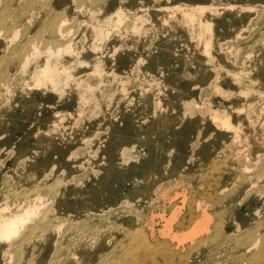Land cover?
<instances>
[{"label": "rangeland", "instance_id": "rangeland-1", "mask_svg": "<svg viewBox=\"0 0 264 264\" xmlns=\"http://www.w3.org/2000/svg\"><path fill=\"white\" fill-rule=\"evenodd\" d=\"M53 11L61 27L45 26L55 42L38 32ZM179 12L192 14L180 24L188 37L172 33ZM97 18L105 25L94 39L87 30ZM0 72V215L39 206L22 213L36 216L20 224V236H0V264H18L25 242L45 247L39 263L50 264L76 232L69 223L90 210L109 220L106 250L127 242L138 215L159 212L162 220L148 224L161 228L175 208L172 232L158 241L174 247L171 235L195 214H214L211 230L176 247L187 264L216 258L199 244L220 213L225 237L238 242L231 254L264 252V0H0ZM233 109L244 117L241 133L224 118ZM21 174L45 188L26 181L22 192ZM220 187L226 196L215 203Z\"/></svg>", "mask_w": 264, "mask_h": 264}, {"label": "bare ground", "instance_id": "bare-ground-1", "mask_svg": "<svg viewBox=\"0 0 264 264\" xmlns=\"http://www.w3.org/2000/svg\"><path fill=\"white\" fill-rule=\"evenodd\" d=\"M26 9L27 8L25 7L24 10H26ZM205 10H209V8L204 9V11ZM171 13H173V12H171ZM203 13H205V16L202 17V21L204 23H208L209 22V12L206 11ZM166 14H167V12H166ZM60 16H61V14L59 12L53 11L50 14L49 20L46 23H43V25L38 30L39 34L43 37H46V36L50 37L49 34H53V37L51 36L50 40H52V42H55L57 39L55 29L47 30L45 24L48 23V24H51L54 28L57 27L58 23H59ZM162 17L167 18V16H165V15H162ZM190 17L192 18V14H190L188 12L187 13L186 12L185 13L179 12L178 16L175 18V20L171 21V24L173 26L172 33L176 36H179V37L180 36L188 37L190 35V31L186 28L180 29V26H182L180 24H183L186 21H188L189 19H191ZM61 24H63V23H61ZM107 24H106V26H107ZM104 25H105V21L97 18L96 20H94L93 24L92 23L90 24V26L87 30L88 35L94 39L98 38L104 30ZM133 25H135V23ZM208 25L211 26L210 24H208ZM107 29H108V27H107ZM203 52L207 53L205 46H204ZM52 53L53 52H51V50H49L48 54L46 56H44L45 61L43 62V67H41V71H43V73L48 71L50 68V61H51V57L53 56ZM0 75L4 76L3 72H0ZM171 82L176 86L179 85V83L177 82V75H175V74L172 75ZM209 85H211V84H209ZM263 105H261V106H263ZM226 116H229V118L224 117L225 120L230 119L232 126H236V130L239 131L236 133H241V131L243 129L242 127L245 126L242 124L244 117L241 115V113L238 111H234V109H233V111L230 112L229 115H226ZM247 117L248 116L246 115V118ZM225 120L223 119V121H225ZM228 120H226V121H228ZM248 120H249V118H248ZM226 125H227V123H226ZM241 125H242V127H240ZM228 127H231V126L229 125ZM232 130H235V129H232ZM242 134L244 135L246 133H242ZM238 135L241 136V134H238ZM243 139H246V138L243 137ZM248 141H250V140H248ZM245 143H246V141H245ZM247 144L249 145V143H247ZM244 147L246 148V146H244ZM239 150H241V149L238 148V151ZM236 152H237V149H236ZM237 155H240V153L238 152V154H236L235 157ZM235 157H233V158H235ZM238 157H240V156H238ZM241 157H243V156H241ZM237 158H235V159H237ZM228 163L231 164V161L230 162L228 161ZM26 181L32 182L31 186H32L33 191L40 192L41 190H43L45 188V187L41 186L38 183V181H36V180L34 181L33 179H31L28 175H26V174L22 175L21 174V176L18 180L17 188H19L22 192H25L26 190H28V187L26 186ZM58 184H59V182H55V184H52V186L55 187ZM223 190H226V189H223L222 187H220L219 190H217L218 192L216 191L217 193L215 194V196H218V197H216V199L214 200L215 203L219 202L218 200L223 199V196H226V195H224ZM211 191L213 192L214 190H211ZM212 192L209 191L207 193L208 196ZM175 195H178V194H175ZM39 196L40 195H38L37 198ZM203 197H205V195ZM34 198H35V200H37L36 197H34ZM40 199H42L41 196H40ZM40 199H38V200H40ZM5 201H7V200H5ZM207 204L208 203L205 200H203L200 202L199 205H200V207L203 206L206 208L209 206V205L207 206ZM30 205H37V207L39 208L38 204L33 203ZM30 205L28 203L27 206H30ZM20 207H22V206H20ZM38 208H37V210H38ZM31 209H32V211L30 212L29 210H31ZM26 211H29L30 213L34 212L33 208L29 209V207L23 212H26ZM36 211L34 213H36ZM29 212L27 214L24 213L23 215L20 212L19 214H21V216H19V214L17 215V213H14V214L12 213L14 216H10L8 219H7V216L3 218L1 216L2 215V213H1L0 217L3 218V221L0 223L1 224L0 225V233H1L0 236L4 240H5V238L11 240V237L13 235L19 234V232H20L19 230H21V234H22V231H23L22 227H24V224L27 223L26 221H29V217L33 218L36 216L35 214H33L34 216L31 217L32 214H29ZM177 212L178 211H176L175 208L173 210H171L168 217H164L166 219L163 220L164 224H161V225H163V227L160 226L161 228H156L154 226L156 224V220L154 219L155 224L152 225L153 224L152 223L151 224L152 227L150 226V229H149V224L151 222L149 221V219L152 216L154 218L158 217L160 215V214L158 215L159 212L157 214L152 213L151 217L150 216L145 217L143 215H138L137 221H138L139 225L135 231L127 233V237H128L127 242L123 243L118 248H114V249L112 248L110 250H106V246H108L107 242L109 240V237H110V234L112 231H111V228L109 225V220L108 219L106 220V218L104 217L105 215L102 214L101 211L90 210L89 212L84 214L82 217H77L76 219L71 218L72 221H71V219H68L67 221L68 222L71 221V222L69 223V225L67 227V231H74L75 230L76 232L71 236H69V235L64 236L63 243L58 245L59 247L55 246L54 250L56 251L55 252L56 256L50 261V264H71L73 261H76V260L84 257L85 255L88 256L89 260L91 258H94V260H93L94 264H136L137 259L146 260V261L151 260V261H153L152 264H156V258H158V257H163L165 259L164 261L166 262V264H187V262H189L188 258L183 256V255H180L179 254L180 251L175 252V250H177L176 247H178V244L184 243V241H186V240L188 241V239H190L192 241L193 239L197 238L202 233L206 234L208 230H211L212 228L210 229V226H211V221H212L214 214L207 212V210L205 211V213L203 212L202 215L201 214L200 215L195 214L196 216L192 217L191 221H189V223L187 224V226L184 229H182L180 231H176L177 233H175V231H174L175 234L173 237H172V235H173L172 234L171 238L174 240L176 239L175 240L177 243L176 247L172 246L171 243L170 244L159 243L158 242L159 241V234H164L165 231H168L167 233H169V229L172 232L170 227L173 224V221L175 222L177 220V219H175L178 216ZM12 214H10V215H12ZM27 216H29V217L27 218ZM153 217H152V219H153ZM1 218H0V220H2ZM215 218H216V220L213 224V228H214L213 235L208 236V237H203L200 244H199L203 250H206L210 253L211 258L216 257L215 259H213L212 263H210V264H223V263L241 264L244 261L250 262V264H260V262H261V264H264V252L263 253H257L256 252V253H252V254H244V253H241L240 251H238L237 249H235L234 254H231V246L237 245L238 242L232 241V240L225 237L224 230H223L224 226H225L224 215L222 213L216 214ZM160 219L162 220L161 215H160ZM157 220H158V218H157ZM152 222H153V220H152ZM20 224L22 227L20 226ZM64 224L61 223L60 225L64 226ZM61 227L62 226H58L57 228L61 229ZM146 227H148L149 231L145 229ZM19 228H21V229H19ZM35 231H37V230H35ZM21 234H19V236ZM14 237H16V236H14ZM29 238H30V235H28L26 237V239H28V240H29ZM251 238H252V234H247L241 241L245 244L246 242L250 241ZM16 239L17 238H15V240ZM263 239H264V237H263ZM258 243L259 242L257 240L256 242L251 243L250 245L257 247ZM250 245H249V247H250ZM29 246H30V244L27 245L26 242H25V245L22 246L21 250L19 251L18 264H26L28 261H31L30 263L28 262L29 264H40L39 261L41 260L42 255H43L42 249L45 247H40V248L34 249V248H29ZM261 246H262V242L260 243V247ZM217 251H219L221 254L229 255L227 258V261L224 262V261L218 259L217 254L215 253ZM27 256H29V257H27Z\"/></svg>", "mask_w": 264, "mask_h": 264}]
</instances>
